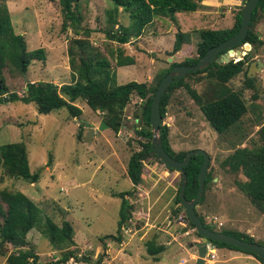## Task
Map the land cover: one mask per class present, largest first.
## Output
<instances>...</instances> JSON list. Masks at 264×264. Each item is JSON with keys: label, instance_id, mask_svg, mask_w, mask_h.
I'll use <instances>...</instances> for the list:
<instances>
[{"label": "rangeland", "instance_id": "374dc122", "mask_svg": "<svg viewBox=\"0 0 264 264\" xmlns=\"http://www.w3.org/2000/svg\"><path fill=\"white\" fill-rule=\"evenodd\" d=\"M16 34L25 39L27 49H44V62H32L27 73L21 74L8 65L3 70L9 92L22 95L26 82L44 81L58 87L69 84L66 47L76 38L71 28L62 30L63 16L58 0H4ZM198 11L176 13L174 17H154L139 38H130L119 45L105 37L107 29L105 12L112 7L109 0H79L81 26L92 30L89 41L111 63L117 84L130 81L154 85L157 76L172 62H182L195 56L197 31L224 30L233 26L234 16L242 5L241 0H201ZM119 23L129 26L127 15L120 12ZM117 28V27H115ZM255 31L263 42L261 46H239L248 61H260L263 67L256 72L261 81L260 94L246 82L243 73L229 82V87L239 92L247 106L238 131L217 134L206 122L199 106L181 87L171 94L163 124L168 127V140L172 151H205L209 158V171L213 177L205 190L204 200L196 206L206 224L216 231L247 234L252 231L253 241L264 243V213L258 211L237 187L245 180L240 173L233 174L221 167V162L236 148L258 147L259 130L264 127V23L259 21ZM177 32L188 35V44L169 57ZM80 38V37H79ZM121 56L131 58L133 65L117 67ZM244 56H241L243 58ZM232 58L230 61L236 62ZM203 98H210L211 84L202 76L186 78ZM6 101L0 104V145L23 142L28 152L31 173L39 171L38 182L5 176L0 168V190L21 192L40 209L41 219H51L60 226L69 222L73 227L77 257L88 256L90 262L70 259L65 264H195L196 242L201 238L189 226L185 212L174 213V196L180 182L176 171L150 158L143 165L142 183L126 197L131 209V223L123 226L121 241L107 235H116L120 199L115 195L131 191L126 175L130 155L140 150L141 140L134 132L135 126L145 127L140 120L143 101L133 96L125 110L122 129L113 133L101 123V114L88 109L78 100L79 117L72 118L65 108L48 115H39L32 104ZM135 116L138 120H135ZM219 223L222 225L220 226ZM42 225V223L40 224ZM39 228L32 229L27 240L38 255V264H55L62 251L54 249ZM154 241L165 251L156 257L149 255L146 244ZM105 244V245H104ZM10 248V247H9ZM215 258L208 254L205 264H260L248 259V254L228 252L223 247L214 249ZM5 264V259H0Z\"/></svg>", "mask_w": 264, "mask_h": 264}, {"label": "trees", "instance_id": "16d2710c", "mask_svg": "<svg viewBox=\"0 0 264 264\" xmlns=\"http://www.w3.org/2000/svg\"><path fill=\"white\" fill-rule=\"evenodd\" d=\"M78 1L58 0L63 16L62 30L65 31L69 27L74 31L75 36L80 37L70 39L66 47L69 70L72 75L71 83L58 87L50 82L27 81L25 90L22 95H19L16 92H9L3 70L11 65L21 74H25L32 62H44L46 53L42 48L32 51L27 49L24 37L14 32L5 1L0 0V104L4 102L5 96H7L10 102L32 104L39 115H48L65 108L69 115L75 118L79 117L82 111L74 103L81 100L89 110L101 114V123L104 127L117 134L124 125L125 110L131 98L136 96L143 101L140 120L145 127H134L135 134L141 139L139 141L141 148L130 155L126 165V175L131 182L132 190L115 195L120 199L116 235H107L101 238V241L110 238L113 241L120 242L121 228L131 217L132 205L129 204L126 197L132 195L142 183L144 162L150 158L160 162L151 150L152 133L149 125L151 102L158 85L173 67L196 65L209 49L219 46L222 42L234 36L241 26V12L248 0H241L243 6L236 12L231 28L197 31L199 39L194 47L195 56L185 58L179 63H170L169 67L157 76L156 82L152 86L145 82L138 83L135 81L122 85L117 84L110 61L89 41L92 30L81 26L82 17L77 8ZM109 1L112 3V7L105 12L107 29L103 32L108 40L118 44V46L127 44L130 38H139L144 28L153 22L154 17L172 18L176 13H194L198 11L201 2V0ZM120 12L127 15L130 22L129 26L123 27L120 25L118 19ZM259 21L264 23V0H260L253 11L249 30L239 46L245 43L253 47L262 45L263 42L255 31V25ZM187 38V34L177 32L172 50L168 53V56L175 55L183 45L188 44ZM230 56L235 59L239 58L234 52L230 53ZM248 58L249 55H246L241 60L230 61L228 64L212 62L203 70L195 73L189 72L178 82L170 84L160 100L162 119L165 118L172 92L183 87L190 98L199 106L206 122L217 134L223 135L229 131H238L241 119L247 112V106L242 95L229 87V82L243 73L246 82L255 91L254 98L258 97L254 80L248 79L246 76L249 67ZM129 65H133V60L121 56V51H119L116 66L125 67ZM198 76L199 78L202 76L211 84L209 99H203L192 86L185 82L186 78ZM135 120H138L137 116H135ZM259 135L260 146L236 148L232 154L221 162V167L233 174L240 173L244 176L245 180L238 182L237 187L258 211L264 213V127L259 130ZM160 136L167 154L178 161H182L188 151L178 153L172 151L168 140V127L165 124L160 130ZM202 161V156H194L183 168L187 178L184 197L188 201L196 197L198 173ZM164 167L169 171H174L166 166ZM0 168L5 176L24 180L31 184L38 182L40 178L39 171L30 172L28 152L23 142L0 145ZM181 178L180 175V182L174 196V204L177 209L174 211L175 214L183 212L179 200ZM212 180L213 177L208 170L204 182V191L196 206L203 202L205 190ZM196 206L197 216L210 231L231 235L247 242H254L253 238L246 234L236 235L225 230L216 231L205 223L203 217L197 213ZM185 218L189 226L194 229L187 216ZM41 223L42 225H40ZM39 227L49 244L54 249L62 251L61 258L55 264H65L70 259L78 262H90L88 256L81 255L78 258L75 250H70V247L74 245V241L73 227L69 222H63L58 226L49 218L43 221L40 209L26 195L21 192L0 190V259H5V264H38V255L29 244L27 235L32 229ZM194 233L201 238L196 232ZM256 244L264 246V243ZM212 246L243 252L253 256L262 264L261 260L253 253L242 251L225 243L212 242ZM146 247L152 257H156L165 251L164 246H156L154 241L148 242ZM102 259V255H100L97 264L101 263Z\"/></svg>", "mask_w": 264, "mask_h": 264}, {"label": "water", "instance_id": "95a60500", "mask_svg": "<svg viewBox=\"0 0 264 264\" xmlns=\"http://www.w3.org/2000/svg\"><path fill=\"white\" fill-rule=\"evenodd\" d=\"M259 1L260 0H248L244 4L241 12V26L234 36L222 42L219 46L209 49L206 54L200 58L196 65L173 67L170 72L162 78L151 102L149 118V125L151 127L152 133L150 144L151 150L164 166L178 172V174L182 176L179 190V200L187 218L194 226L195 232L201 236V242H196L194 244L197 249V258L195 260V264H205V257L208 253L207 246L211 245L212 242L225 243L242 251L253 253L261 260L262 264H264V246L254 242H247L231 235L210 231L200 221L196 214L195 206L200 201L204 191V182L209 170L210 159L208 154L200 149L188 151L182 161H178L167 154L163 148L160 136V130L163 126V119L160 114V100L170 84L178 82L189 72L195 73L203 70L212 62H216L218 64H228L231 59L230 53L233 52L239 57L238 59L241 60V55L243 52L239 45L247 35L252 13L256 9ZM262 67V62L251 61L246 74L247 78L254 80L256 77V72H259ZM24 80L27 83L26 77H24ZM260 85L261 81L255 82V89L261 94L262 90L260 89ZM6 100L7 99H4V101ZM197 155L203 157V161L198 173V190L196 197L188 201L184 197L187 178L183 168L189 163L192 157Z\"/></svg>", "mask_w": 264, "mask_h": 264}, {"label": "built area", "instance_id": "2783aa9c", "mask_svg": "<svg viewBox=\"0 0 264 264\" xmlns=\"http://www.w3.org/2000/svg\"><path fill=\"white\" fill-rule=\"evenodd\" d=\"M243 55H245V53L243 52L242 53ZM129 223H131V217L127 220V222L123 225V226H125V225H127V224H129ZM219 225L221 226L222 224L221 223H219ZM123 228V227H122ZM121 228V229H122ZM214 246H212V244L211 245H209V246H207V251H208V256L211 258V259H214L215 258V255H214Z\"/></svg>", "mask_w": 264, "mask_h": 264}, {"label": "crops", "instance_id": "0c3cea01", "mask_svg": "<svg viewBox=\"0 0 264 264\" xmlns=\"http://www.w3.org/2000/svg\"><path fill=\"white\" fill-rule=\"evenodd\" d=\"M246 233H247V234H250V235H249L250 237H253V235L251 234L252 231L247 230ZM224 249L227 250L228 252H233V251H235V250H230V249H228V248H224ZM248 259H253V260H255V258H254L253 256H251V255H248ZM257 261H258V260H257ZM260 264H261V263H260Z\"/></svg>", "mask_w": 264, "mask_h": 264}, {"label": "clouds", "instance_id": "9594fccd", "mask_svg": "<svg viewBox=\"0 0 264 264\" xmlns=\"http://www.w3.org/2000/svg\"><path fill=\"white\" fill-rule=\"evenodd\" d=\"M242 56H243V54H242ZM244 57H245V56H244ZM231 59H232V58H231ZM238 60H239V59H238ZM238 60H237V61H238Z\"/></svg>", "mask_w": 264, "mask_h": 264}, {"label": "bare ground", "instance_id": "6f19581e", "mask_svg": "<svg viewBox=\"0 0 264 264\" xmlns=\"http://www.w3.org/2000/svg\"><path fill=\"white\" fill-rule=\"evenodd\" d=\"M242 56V55H241ZM231 57V56H230ZM238 57V56H237Z\"/></svg>", "mask_w": 264, "mask_h": 264}]
</instances>
